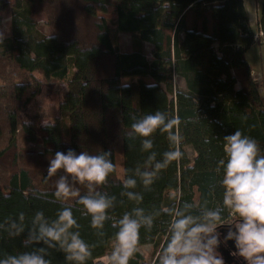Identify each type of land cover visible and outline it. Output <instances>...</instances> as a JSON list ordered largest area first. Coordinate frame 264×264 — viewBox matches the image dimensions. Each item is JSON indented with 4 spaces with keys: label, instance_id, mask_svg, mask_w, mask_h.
Masks as SVG:
<instances>
[{
    "label": "trees",
    "instance_id": "obj_1",
    "mask_svg": "<svg viewBox=\"0 0 264 264\" xmlns=\"http://www.w3.org/2000/svg\"><path fill=\"white\" fill-rule=\"evenodd\" d=\"M8 6L11 34L0 39V223L6 225L24 213L25 231L11 236L7 227L0 228V255L27 250L23 240L36 211L54 217L63 206L54 196L60 171L46 176L48 158L56 151L71 148L93 155L107 151L114 166L118 152L123 179L143 165L149 153L141 150L142 137L127 135L134 118L159 110L178 121L171 131L180 138L174 147L181 158L160 170L147 189L137 178L134 191L143 195L139 206L146 211L185 201L216 206L222 193L215 169L224 155L223 136L236 129L255 139L264 153V91L245 56L254 42L264 46V2L259 5L256 31L243 0H0V11ZM188 11L200 19L199 26L188 25ZM39 12L46 16L50 35L36 37L34 16ZM109 13H115L116 31L133 36L131 51L120 52L114 43L103 16ZM140 42L152 46L150 59ZM234 72L241 76L238 89ZM35 73L46 83L66 85L59 110L68 118L67 141L58 122L38 126L21 116L41 90ZM146 76L154 87H146ZM123 77L138 81L123 87ZM174 77L183 81V88H175ZM48 117L54 119L49 113ZM19 128L27 141L41 147L30 152L37 168L22 162L17 151ZM151 139L157 160L173 147L159 129ZM186 146L195 153L192 160ZM122 180L114 168L98 188L116 197L111 214L117 217L136 206L121 195ZM76 186L82 194L86 191ZM81 207L75 205L73 213L81 236L93 246L86 264H104L97 259L111 247L115 229L111 221L102 230L91 228ZM169 219L162 214L150 231L140 230L138 250L129 264H150L139 250L143 245H152L159 255ZM46 258L51 264H70L54 249Z\"/></svg>",
    "mask_w": 264,
    "mask_h": 264
},
{
    "label": "clouds",
    "instance_id": "obj_2",
    "mask_svg": "<svg viewBox=\"0 0 264 264\" xmlns=\"http://www.w3.org/2000/svg\"><path fill=\"white\" fill-rule=\"evenodd\" d=\"M3 38L4 34L0 33V39ZM122 86L130 85L125 81ZM154 86L146 84V87ZM24 123L30 122L25 119ZM177 123L175 118H169L159 110L134 118L127 135L142 137L141 150L149 155L142 166L135 168L133 175L121 181V195L136 206L119 217L111 214L116 197L98 190L115 168L109 152L93 155L69 148L49 156L46 176H55L60 171L54 183V196L63 206L57 209L54 217L46 216L42 210L36 211L23 240L27 250L0 255V264H51L46 257L53 249L63 252L70 264H86L92 256L93 246L81 236L80 225L73 213L75 205L82 206L81 215L90 217L93 229L102 230L105 222L111 221L115 232L108 264H129L138 250L140 230L150 231L162 214L170 219L157 264H225L219 248L221 244L227 247L229 241L234 245L230 250L233 257L242 258L245 264H264V153L255 139L239 129L223 136L224 155L217 161L215 169L219 175L217 184L222 189L221 200L216 206L208 207L207 201H185L179 206L173 204L152 211L139 206L143 195L134 191L137 178L147 189L160 170L182 156L179 148L174 147L180 138L171 131ZM157 129L167 133L173 146L160 160L151 151V137ZM77 184L86 189L83 194ZM69 199H73L74 204L68 203ZM24 220V213H20L17 220L6 225L0 223V228L7 227L9 235L19 236L25 231ZM222 227H226V232L220 231Z\"/></svg>",
    "mask_w": 264,
    "mask_h": 264
},
{
    "label": "rangeland",
    "instance_id": "obj_3",
    "mask_svg": "<svg viewBox=\"0 0 264 264\" xmlns=\"http://www.w3.org/2000/svg\"><path fill=\"white\" fill-rule=\"evenodd\" d=\"M247 3H257L260 5L264 2V0H246ZM12 16V8L11 6L6 7L4 10L0 11V32L4 34V37L10 36V20ZM103 16L107 19L110 26V34L114 41V43L118 46L120 52H128L132 50V40L133 36L130 33L118 32L115 29V13L103 14ZM251 23L254 25V11H250ZM36 21L35 33L36 37L47 36L52 33V29L46 19V16L43 12H39L34 16ZM186 19L189 26L191 25H200V19L195 17V14L191 11L186 13ZM256 25L254 26V31H256ZM215 50L220 53L221 51L218 48L217 44H214ZM140 49L143 54L150 59L152 46L146 42H140ZM246 59L248 63L251 65L252 74L257 82L260 90L264 91V46L259 44L258 42H254L246 52ZM236 77L235 88H239L241 85V76L237 73H233ZM35 76L40 80L41 90L34 97L31 105L27 110L21 112L22 117H26L28 120L34 121L38 126H44L42 122L54 123L58 122L60 124L63 138L68 140V118L67 115L59 110V104L62 101L63 95L66 91V85L63 82H53L46 83L42 81L41 76L35 73ZM143 80L146 83H152L153 80L146 76L143 77ZM121 83L127 81L128 84L136 85L138 78L133 77H123L121 78ZM175 88H183L184 83L181 79L174 77L173 78ZM172 95H169V98H172ZM49 115L54 117V119L48 117ZM41 150V147L34 142L27 141L25 138V133L19 128L17 132V151L22 157V162H27L29 165L37 168L38 162L36 160H31L35 158L30 155L31 151ZM188 157L192 160L195 156V153L191 149L190 146H186L185 148ZM46 161L47 158L44 157ZM115 172L116 177L118 179H123V165H122V157L117 152L115 154ZM57 178H55L56 180ZM112 247H110L106 254L97 259L98 261L103 262L104 264H108L107 258L110 255ZM140 252L143 254L144 258L150 263L153 264V261L158 255V252H155L152 245H143L139 248Z\"/></svg>",
    "mask_w": 264,
    "mask_h": 264
},
{
    "label": "flooded vegetation",
    "instance_id": "obj_4",
    "mask_svg": "<svg viewBox=\"0 0 264 264\" xmlns=\"http://www.w3.org/2000/svg\"><path fill=\"white\" fill-rule=\"evenodd\" d=\"M222 233L226 232V227L220 229ZM234 245L232 241L228 242V246L225 247L223 244L220 245L219 251L225 259V264H245L242 258L237 259L230 255V250L233 249Z\"/></svg>",
    "mask_w": 264,
    "mask_h": 264
},
{
    "label": "crops",
    "instance_id": "obj_5",
    "mask_svg": "<svg viewBox=\"0 0 264 264\" xmlns=\"http://www.w3.org/2000/svg\"><path fill=\"white\" fill-rule=\"evenodd\" d=\"M243 3H244V7L246 9L247 15H248L249 24H250L251 28L254 29V26L256 25V21H257L259 5L257 3H253V4L247 3L246 0H243ZM252 10L254 11V25L251 23V17H250V11H252Z\"/></svg>",
    "mask_w": 264,
    "mask_h": 264
}]
</instances>
